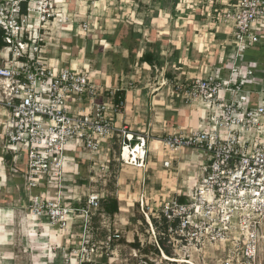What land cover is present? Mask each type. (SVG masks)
I'll use <instances>...</instances> for the list:
<instances>
[{
    "label": "built area",
    "instance_id": "obj_1",
    "mask_svg": "<svg viewBox=\"0 0 264 264\" xmlns=\"http://www.w3.org/2000/svg\"><path fill=\"white\" fill-rule=\"evenodd\" d=\"M56 2L0 0L5 41L0 51V172L22 173L28 221L36 225L31 231L40 225L69 236L81 225V246L64 247L72 242L70 235L62 246L52 243L51 259L95 264L94 256L104 255L99 244L111 250L122 235L117 230L93 241L92 219L105 196L90 190L83 201L78 195L80 159L87 151L110 162L117 136L122 164L145 167L148 137L136 139L127 126L116 124L114 115L126 107L123 94L99 83L90 68L67 66L58 56L63 35L52 30L70 17L55 11ZM218 20L231 37L229 58L220 57V64L177 86L187 103L204 112L201 125L157 140L171 155L163 160L167 169L188 148L195 161L209 163L199 166L186 194L169 189L156 210L144 197L140 202L156 237L154 246L165 259L197 264L192 256L198 254L202 264H263L264 56L248 61L244 53L264 46V0H234L218 12ZM67 25L73 30L72 23ZM80 27L87 31L90 21ZM137 146L143 154L126 160L125 148L133 155ZM162 241L184 257L171 256Z\"/></svg>",
    "mask_w": 264,
    "mask_h": 264
},
{
    "label": "crops",
    "instance_id": "obj_2",
    "mask_svg": "<svg viewBox=\"0 0 264 264\" xmlns=\"http://www.w3.org/2000/svg\"><path fill=\"white\" fill-rule=\"evenodd\" d=\"M151 1L152 0H142L143 3H153ZM195 1L197 0H181L177 9L174 11L162 10L160 17L153 20L152 28L156 30L157 38L163 41L160 50L161 65L152 67L146 62H140L138 58L134 63H129L130 70L125 72L123 70L119 73L112 62L114 54L117 53L127 58L129 56V51L120 45L113 46L106 40L100 38L101 34L114 33L126 22L135 23L137 26L141 27L143 14L147 13L150 16L154 14L153 6H149L151 7L149 10H136L134 16L140 17L138 19H118L113 16V12L108 13V15L112 14L111 17L101 18L102 29L97 30L98 34L95 31L96 33L93 32L92 36L90 35L95 39H90L87 42L83 41L84 44H81V48L78 51L79 54L82 55V58L84 57V60H82L85 62L86 55H90V52H92V50L97 47L96 44L99 43V47H101L100 63L97 64L95 68L91 66V60H87V63H80L79 58L70 55L72 61L74 59L79 60L77 63L79 66H86L94 71L95 77L98 79L99 83L116 89L119 93L122 92L121 94L126 98V107L122 112L114 115L116 124L118 126H127L129 130L135 134L136 139L140 135L148 137L149 151L145 161L146 165L145 167L136 166V168L140 170L139 176L136 177L138 180L136 187H142V182L144 183L143 179H151V174L157 177L159 183H162L164 176L160 173L161 170L166 169V172L170 170L163 165V160L169 157V154L166 153L160 144H157L159 138L172 132L191 130L201 125L204 112L196 103H187L183 95L178 92L177 86L183 84V82L187 80L202 75L212 65L220 64V57L227 59L232 52L229 31L218 25L219 20L217 16L219 11L215 17L216 20L210 25L202 17L205 15V5H207V3H209V5L212 4L213 0H206L208 2H204L205 0H198L203 3L204 10H201L200 7L195 10L193 7ZM233 1L234 0H221V4H224V7L220 6L221 9H224ZM214 9L215 8H213V10ZM87 20L90 21L91 27V25H93V23H91L92 19L89 18ZM189 26L191 27V34L188 32ZM66 38L70 40L69 37ZM96 40H98V42ZM87 47H90V49L88 50ZM142 47L144 48V43ZM64 53L65 52H63V54ZM60 55H62V52ZM139 56L140 52H138L137 57ZM245 59L251 61L250 59ZM69 60L70 58L62 59L64 64L69 62L71 64ZM72 64L74 65L73 62ZM223 74L227 76L228 71L224 70ZM113 139V144L119 143V137L116 136ZM115 149L116 147H113L114 152H116ZM151 150L154 152L156 151L158 154L154 155V152L151 153ZM152 158L158 160V169L151 167L150 162ZM179 158L180 153L177 155L176 159L179 160ZM149 170H151V174L146 173ZM171 170H173V172L171 171V176L177 178L179 182L183 177V172L181 169H175L174 162ZM16 175L19 174L12 173L9 170L6 174L0 172V180H5L0 191V240L4 235L8 241V244L6 243L7 248H3V243H0V264H18L19 259L17 256L19 255L17 254V250L12 247V242L16 236V223H18V220L21 218V222L24 223V225H27L28 221L27 211L25 209L29 202V197L25 191L23 177H20L23 182L22 186H20L22 191L19 190V186L17 185V197L14 196L15 190L12 188L13 186H11V182L19 177ZM128 184L131 186L130 182ZM166 187L167 189H173L172 186ZM45 229L47 230L40 235H25V238L32 240V236H36L39 241H46L48 239L51 243H59L61 241L64 242L67 237L52 232L46 227ZM37 230H39V228ZM42 248L43 249H39V251L33 253L38 257L37 264H56L59 262V259L55 260L50 258L51 253L49 248ZM2 250L6 255H4ZM22 251L24 258L25 256L31 255L28 249ZM21 264L30 263L26 262L24 259Z\"/></svg>",
    "mask_w": 264,
    "mask_h": 264
},
{
    "label": "rangeland",
    "instance_id": "obj_3",
    "mask_svg": "<svg viewBox=\"0 0 264 264\" xmlns=\"http://www.w3.org/2000/svg\"><path fill=\"white\" fill-rule=\"evenodd\" d=\"M204 2L208 1L205 0ZM150 5L151 3H148L147 5L143 4L142 0H57L55 4V11L61 12L63 14V18L67 16L70 17L66 24L59 23V25L57 26L61 29L65 28L64 31H62L61 29L58 30V28H53L52 30L54 34L56 33L55 36H58L59 31L63 35L59 41L60 47L57 49L58 56H61V59L70 58L69 61H71V63L73 62L75 66L79 65L77 64L79 60L80 63H87V60H91L90 64L95 68L100 59L101 49L99 48V43L96 44L97 47L94 48L95 50L93 49L92 52H90V55H86L85 62L83 61L84 57L82 58V55L77 51L75 44H82L83 41L87 42L90 39H95L91 36L93 32L96 33L98 29H102L101 18L112 16V14L108 15V13L113 12V16L118 19H138L140 17H136V15L134 16V14H136V10L138 8L142 10H149L151 8L149 7ZM193 5L195 10L198 9V7H200L201 10H204L205 8V15L202 17L209 25L216 20L215 17L218 11H215V9L213 10V8H215L213 4L209 5V3H207V5H205V7L203 8V3L197 0L193 3ZM89 18L92 19L91 23H93V25H91V27L87 31H83L80 25L84 21H87V19ZM69 22L73 24V30H69L70 28H68L67 25L69 24ZM94 23L97 24L95 25ZM66 37L75 40L72 41ZM96 41L98 42V40ZM61 44L63 46L71 45L73 46V50H65V48L62 47ZM61 52L62 55H60ZM63 52L65 53L63 54ZM70 55L72 57L79 58V60L74 59L72 61V57ZM69 64L70 62L65 63V65L67 66ZM115 150L116 152L113 151L112 153L111 163L106 160L102 161L95 155L89 154V156L87 157L84 154L83 158L80 159V174L75 176V180L79 186L77 187L76 191L78 195L82 197L83 201L86 199L85 195L90 190L98 191L105 197H107V195H112L120 201V211L115 215L109 216L108 214H105L102 209V204L100 209H98L94 213L91 224L92 231L90 234L93 238V241L99 242L102 240H106L117 230H119L120 234L122 235L119 240L113 241L111 250H106L105 248H102L103 245L99 244L100 248H98V251H103L104 255L97 257L94 256L95 264H185L180 262H171L163 257L161 251L159 252V254L157 253V251H155L153 247L154 243H156V237L153 233L151 225L147 222L146 215L142 210V204L140 200L142 197H144L147 203L155 207L156 210L160 207L162 201L166 199L170 193V190L167 189L166 186H172L173 189H179L181 192L186 194L189 191V188L194 184L197 171H200L199 166L204 164L207 165L209 161H207V159L205 158L200 161L196 160V162L195 158L192 157V149H183L180 152L179 160L175 159L173 161L175 169H181V171L183 172V177L179 182L177 178L171 176V173L173 172V170L171 169L168 172H166V169H160V173L162 174V176H164L162 183H159L157 177H154L151 174V170H149L146 173L151 174L152 178H146L145 180L143 179L144 183L142 182V187H136L138 181L136 177L139 176L140 170L136 168L137 165H135L134 163L122 164L121 160L118 159V148H116ZM152 152L154 151L151 150V153ZM153 154L157 155L158 153L155 151ZM169 156L171 155L169 154ZM23 161L25 163V159H23ZM157 161L158 160H156L155 158H152V161L150 162L152 168L158 169ZM186 167L188 168L187 171L185 170ZM129 182L131 183V186L130 184H128ZM22 184L23 182L20 177H17L11 182V186H13L12 188L15 190V197L18 196L17 185L22 186ZM71 188H73L72 184ZM25 210L28 211L27 209ZM21 220L22 218L18 220L20 223H16V236L12 242V247L17 250V254L19 255L17 256L19 259L18 264H21L24 259L30 264H37L38 257L33 253L39 251V249H43L42 247H44V249L51 248L52 243L48 239L46 241H39L36 236H32V240H29L25 238V235H40L47 229H45V226L43 227L38 225L39 230H37V228L35 231H31L33 226L36 225H34L32 221H27V225H24ZM80 229L81 225L77 224L74 227L73 233L67 236L68 238H70V235L74 237L73 239L72 237L70 238L72 239V242L67 246L64 245V247L77 249L81 246V242L79 239L81 236ZM56 233L59 234L58 232ZM33 237L35 238V241ZM136 239H138L137 243L140 244V248H137L132 244L135 243ZM1 243H3V248H7L6 245L8 244V241L6 240V238ZM165 244L170 251L171 256H176L179 258L184 257L182 251L175 254V251L171 246H169L168 242L165 241ZM57 245L62 246V241L59 243L57 242ZM24 249H28V251L30 250L31 255L25 256L24 258L22 255V250ZM208 251L210 252V249ZM3 253L4 255H6L4 251ZM192 260L197 264H202L203 262L202 257L198 254H193ZM66 263V260L61 258L56 264Z\"/></svg>",
    "mask_w": 264,
    "mask_h": 264
},
{
    "label": "trees",
    "instance_id": "obj_4",
    "mask_svg": "<svg viewBox=\"0 0 264 264\" xmlns=\"http://www.w3.org/2000/svg\"><path fill=\"white\" fill-rule=\"evenodd\" d=\"M181 0H152L151 5L154 7V14L152 16L148 15L147 13L143 14V21L141 27L137 26L135 23L126 22L123 23L114 33L112 34H101L100 38L106 40L113 46H122L125 49L129 51V56L127 58H124L117 53L114 54L113 58V64L116 70L121 73L123 70L124 72L129 69V63H134L138 58L140 62H146L150 64L152 67H155L156 65H161V55L160 50L162 46V40H159L156 36V30L152 28V22L155 18L160 17V13L162 10H172L178 8ZM156 2V4H155ZM147 5L148 3H143ZM213 6L215 7V11H221V7H224V4H221V0H213ZM142 10V9H137ZM146 10V9H143ZM188 32L191 34V27L189 26ZM146 33V34H145ZM146 35V37H145ZM74 41L75 39H70ZM144 43V48L142 47ZM5 46L4 41V35L3 32L0 30V51ZM62 47L66 49H69L70 51L73 50V46H63ZM77 51L80 50L81 44L77 43L75 44ZM69 47V48H68ZM101 49V47H99ZM89 50L90 47H87ZM63 50V51H65ZM138 52H140V56L137 57ZM260 56H264V46L261 45H255L254 47L248 49L244 53V57L250 60H256ZM100 63V59L98 61ZM98 63V64H99ZM261 72V71H259ZM122 93V92H121ZM136 139H134L133 142H135ZM118 147H117V146ZM113 147H116L120 149L119 145L117 143L113 144ZM112 159L110 160L111 163ZM19 176H22V173H18ZM19 190L22 191V188L19 186ZM102 209L105 214H108L109 216L115 215L120 211V201L113 197L112 195H107V197L104 198V201L102 203ZM142 216V215H141ZM145 220V219H144ZM137 240L135 243H132L133 246H136L137 248H140V244L137 243ZM125 242V240H124ZM163 248L167 253H170L168 248L165 245V242H161ZM156 249L157 252L159 251V248L153 247Z\"/></svg>",
    "mask_w": 264,
    "mask_h": 264
},
{
    "label": "bare ground",
    "instance_id": "obj_5",
    "mask_svg": "<svg viewBox=\"0 0 264 264\" xmlns=\"http://www.w3.org/2000/svg\"><path fill=\"white\" fill-rule=\"evenodd\" d=\"M85 153H86L85 155L88 157L89 153L87 151ZM142 154H143V149H141L139 146L136 147V150L134 151L133 155L130 153V149L128 147H126L124 152H123V157L128 161H130V160L135 161L136 158L140 157V155H142ZM5 238L6 237L3 235L1 240H0V243L3 242L5 240ZM165 255H166L165 257H167V254H165Z\"/></svg>",
    "mask_w": 264,
    "mask_h": 264
}]
</instances>
